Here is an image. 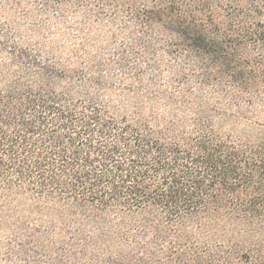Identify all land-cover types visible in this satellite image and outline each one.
Returning a JSON list of instances; mask_svg holds the SVG:
<instances>
[{"label": "trees", "instance_id": "1", "mask_svg": "<svg viewBox=\"0 0 264 264\" xmlns=\"http://www.w3.org/2000/svg\"><path fill=\"white\" fill-rule=\"evenodd\" d=\"M5 264H264V0H0Z\"/></svg>", "mask_w": 264, "mask_h": 264}, {"label": "rangeland", "instance_id": "2", "mask_svg": "<svg viewBox=\"0 0 264 264\" xmlns=\"http://www.w3.org/2000/svg\"><path fill=\"white\" fill-rule=\"evenodd\" d=\"M0 246L3 247V242H2L1 239H0ZM0 264H5L4 263V258H3V256H1V253H0Z\"/></svg>", "mask_w": 264, "mask_h": 264}]
</instances>
